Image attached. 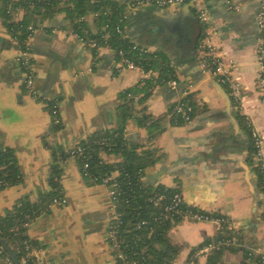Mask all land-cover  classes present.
I'll list each match as a JSON object with an SVG mask.
<instances>
[{"label": "crops", "instance_id": "crops-1", "mask_svg": "<svg viewBox=\"0 0 264 264\" xmlns=\"http://www.w3.org/2000/svg\"><path fill=\"white\" fill-rule=\"evenodd\" d=\"M93 0L87 16L93 25ZM197 6L207 14L201 21ZM260 0H188L159 7L144 4L128 13L126 35L154 53H163L175 68L179 85L157 86L144 104L136 97L125 122V137L140 144L138 151L156 150L158 161L147 168L150 185L178 188L186 203L210 214L224 215L230 228L244 233V241L264 253V66L258 62ZM24 15L19 10L17 20ZM64 13L45 22L23 50L0 17V149L16 155L23 182L0 188V214L22 197L35 201L48 191L53 162L49 146L64 148L103 129L117 127L121 93L142 79L139 70L119 71L108 46L94 50L68 26ZM94 26V25H93ZM31 60L35 87L26 88L21 54ZM216 57L231 70V85L213 73L206 58ZM192 93L196 112L190 122H172L170 108ZM59 98L63 126L53 130L54 117L45 99ZM146 112L163 122L152 137L138 118ZM253 131L262 140L254 152ZM257 148V147H256ZM108 163L121 155L102 152ZM61 183L67 199L39 216L28 235L41 247L38 264H117L108 239L111 198L107 186L90 184L76 159L63 164ZM116 175V174H115ZM218 234L215 224L182 220L169 238L181 247L171 264H184L191 251ZM202 259L201 264H209ZM219 264H249L240 249L225 250ZM0 264H9L1 255Z\"/></svg>", "mask_w": 264, "mask_h": 264}, {"label": "trees", "instance_id": "trees-1", "mask_svg": "<svg viewBox=\"0 0 264 264\" xmlns=\"http://www.w3.org/2000/svg\"><path fill=\"white\" fill-rule=\"evenodd\" d=\"M90 2L91 0H0V17L8 31L18 39L22 49L27 50V40L32 34L29 26L38 29L45 22H51L58 14L64 13L69 21L67 27H70L74 33L85 39H94L103 46L124 50L137 65L146 70L151 69L158 75L141 80L134 87L121 93L120 96L125 102L118 108L117 127L99 130L67 149L61 145L49 146L53 154L49 171L50 189L39 192L35 201L29 196L22 197L4 214H0V238L9 242L22 264H38L37 258L29 256L28 252L33 248H40L41 245L29 237L28 228L36 218L51 211L56 199L65 196L61 183L63 164L69 159H76L83 177L90 184H102L105 178L114 175L112 181L117 184L116 205L120 216L115 222L120 242L118 252L125 255V261L130 264H171L181 249L179 245L172 243L168 235L173 225L183 220L182 214L177 210L184 212H201V210L184 201L176 209L167 211L172 197L181 190L145 183L147 168L158 161L157 152L151 148L138 151L140 144L125 137V122L132 115L131 105L136 97H139V102L144 104L157 86L165 85L171 79L179 80L178 75L163 53L141 50L140 47L143 45L139 43V48L135 49L136 42L126 35L128 13L136 0H93L94 26L87 19L91 12ZM19 10H23L24 15L17 20L15 16ZM206 60L213 65L212 58L207 57ZM23 66L24 71H28L24 64ZM181 102L191 107L189 115L193 119L197 107L193 94L185 95ZM176 104L170 108L171 120L173 123H185L184 117L175 112ZM51 106L52 103L49 104L50 109ZM138 120L140 125L149 130L152 137L158 136L164 129L160 119H154L145 111ZM62 126V122L55 123L53 130H58ZM78 147L83 148V151L73 155L72 151L77 150ZM102 152L121 155L122 160L108 163L103 159ZM254 152H257L256 147ZM259 174L263 181V171ZM22 182L23 174L14 151L7 147L0 149V188L15 186ZM159 196L163 198L157 200ZM211 215L227 218L219 214ZM233 238H236L239 244H223L208 257L209 264H219L217 259L225 250L240 249L244 252V257H248L251 250L244 241V233L230 228L228 224L218 230L214 238L207 239L202 245L211 241L226 242ZM109 243L114 248L110 240ZM0 252L3 257L8 258L1 245ZM113 253L114 256L117 254L116 249H113ZM254 258L258 264H263L261 257L254 256ZM125 261L116 259L117 264H124Z\"/></svg>", "mask_w": 264, "mask_h": 264}, {"label": "built area", "instance_id": "built-area-1", "mask_svg": "<svg viewBox=\"0 0 264 264\" xmlns=\"http://www.w3.org/2000/svg\"><path fill=\"white\" fill-rule=\"evenodd\" d=\"M188 0H136L135 3L132 4V7L139 6V5H144V4H154L159 7H169V6H175L178 4H182ZM260 12H259V24L262 30V35L259 37V42H258V62L261 67L264 66V0H260ZM197 12L198 16L201 21H206L207 19V14L206 11L202 8L197 6ZM29 30L33 33L36 29L33 26H29ZM122 32L121 30H119ZM77 39H79L81 42L85 43L89 47L93 49H100L103 45H101L99 42H97L94 39H85L82 36H80L77 33H73ZM109 47V46H108ZM134 48L138 49L139 44L135 43ZM141 50H148L145 46L140 47ZM112 49V48H111ZM113 52L116 55V66L119 71L125 70V69H131V70H139L142 73V79H149L152 77H155L158 75L157 72L149 69L146 70L140 65H137L131 58H129L124 50H115L112 49ZM118 55V57H117ZM212 58V64L214 66L213 73L218 76L221 82L223 83H229L231 85V88L233 89L234 95L238 98L240 96V91L238 89L237 84H235L231 78V70L223 61L219 60L216 57H211ZM22 63L26 66L28 71H26V79H25V85L26 88L31 92L33 96H38L39 93L35 87V80H34V72H33V67L31 62L29 61L27 57V51L21 54ZM166 84H169L173 87H177L179 85V80L177 79H171L166 82ZM48 104L52 103L51 106V114L54 117V122L55 123H61L62 118L60 115V106H59V100L57 98H47L45 99ZM191 111V107L185 105L184 103L181 102V99L177 102L175 106V112L178 114H181L186 122H190L192 118L189 115V112ZM253 137L255 140V145L257 147V151L259 156H261L262 151H261V146H262V140L260 136L258 135L257 132L253 131ZM83 148L78 147L77 150H73L72 154L75 155L77 152H82ZM263 171V177H264V162L260 163ZM86 166H88L86 164ZM114 178V175L111 177L105 178L103 180V185L107 186L109 195L111 198V215H110V221H109V226H108V239L113 243V249H116L117 254L115 255V260H124L126 259L125 255L122 252H118L119 247H120V242L118 240L117 236V230H116V224L115 222L119 220V214L117 212V205H116V199H117V190L116 188V183H114L112 180ZM163 196H159L157 200H161ZM185 201L183 193L182 192H177L175 195L172 197L171 204L167 207V211H172L176 209L181 203ZM67 203V199L64 196L61 199H56L53 203V205L58 204V205H65ZM52 205V206H53ZM201 210V209H199ZM178 213L182 214L183 220H192V221H207L215 224L218 228V230L222 229L224 225L230 226V221L225 218V217H215L212 216L210 213L201 210V212H184L181 210H177ZM224 245H238L239 243L237 242L236 238H233L232 240L226 241V242H215L211 241L207 244H204L202 246L196 247L193 249L190 253V255L187 257L186 261L184 264H201L202 259H208V257L217 249H220ZM249 249L251 250L249 252L248 257L246 258L247 262L249 264H258L257 260H255L254 256H259L261 257V261L264 264V253H262L259 249L249 246ZM40 252V249L38 248H33L28 252L29 256H34L35 258L38 257ZM254 255V256H253ZM7 262L9 264H12L11 260L7 258ZM124 264H130V262L125 261Z\"/></svg>", "mask_w": 264, "mask_h": 264}, {"label": "water", "instance_id": "water-1", "mask_svg": "<svg viewBox=\"0 0 264 264\" xmlns=\"http://www.w3.org/2000/svg\"><path fill=\"white\" fill-rule=\"evenodd\" d=\"M0 245L6 251L8 258L11 260L12 264H22L14 249L6 239L0 238Z\"/></svg>", "mask_w": 264, "mask_h": 264}]
</instances>
